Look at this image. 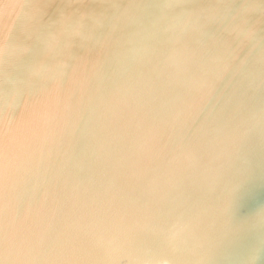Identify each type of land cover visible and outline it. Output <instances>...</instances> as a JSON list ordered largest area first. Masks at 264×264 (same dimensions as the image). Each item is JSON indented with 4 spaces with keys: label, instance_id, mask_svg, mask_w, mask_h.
I'll return each mask as SVG.
<instances>
[{
    "label": "water",
    "instance_id": "obj_1",
    "mask_svg": "<svg viewBox=\"0 0 264 264\" xmlns=\"http://www.w3.org/2000/svg\"><path fill=\"white\" fill-rule=\"evenodd\" d=\"M0 264H264V0H0Z\"/></svg>",
    "mask_w": 264,
    "mask_h": 264
}]
</instances>
